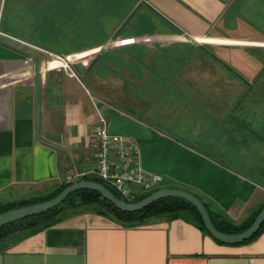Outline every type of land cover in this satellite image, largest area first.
Returning a JSON list of instances; mask_svg holds the SVG:
<instances>
[{
    "label": "crops",
    "instance_id": "0c3cea01",
    "mask_svg": "<svg viewBox=\"0 0 264 264\" xmlns=\"http://www.w3.org/2000/svg\"><path fill=\"white\" fill-rule=\"evenodd\" d=\"M81 11L110 28L102 42L63 55L39 45L40 28L72 26ZM133 17L145 27L125 35ZM18 48L44 62L39 134L61 149L38 138L35 60ZM102 117L125 139L127 168L235 223L253 219L264 206V0H0V203L91 175ZM0 264H264V232L222 244L190 212L129 225L85 209L10 235Z\"/></svg>",
    "mask_w": 264,
    "mask_h": 264
},
{
    "label": "trees",
    "instance_id": "16d2710c",
    "mask_svg": "<svg viewBox=\"0 0 264 264\" xmlns=\"http://www.w3.org/2000/svg\"><path fill=\"white\" fill-rule=\"evenodd\" d=\"M218 61L226 67L231 72L238 75V73L227 63L222 61L218 58ZM244 81L248 82L244 77L239 75ZM79 180H92L96 182H100L104 184L106 187H108L117 197H119L122 200H125L127 202H138L153 192L159 190V188L150 191L141 193L134 199L128 200L121 196L120 193H118L113 186H111L106 181L102 180L101 178L93 175H84ZM73 181L65 182L61 185H58L54 191L51 193L44 195V196H36L31 198H26L22 200H16V201H9V202H3L0 203V214L3 212H6L11 209L37 204L40 202H44L47 200H50L57 196L63 189L71 185ZM197 195V194H196ZM199 196V195H197ZM200 197V196H199ZM201 198V197H200ZM202 199V198H201ZM203 200V199H202ZM205 205L207 206L209 213L211 215L212 221L216 228H218L220 231L225 233H240L244 230H246L255 220L258 214L256 216L249 220L245 221L243 223H235L231 218H229L225 213L218 211L214 212L210 209L209 203L205 202ZM95 206L96 209L101 211H106L110 214H112L115 218L129 224V225H141L146 222H148L150 219L154 217H159L162 215H167L171 218H178L181 213L183 212H190L198 226L204 230L206 233L210 234L208 230L206 229V226L203 222L201 214L198 212L195 205L188 200L180 197H165L156 200L152 204H150L148 207L137 211V212H125L118 207H116L115 204H113L111 201L107 200L103 195H101L99 192L92 190V189H79L77 191L72 192L63 202H61L58 206L51 208L50 210L41 213L36 216L20 219L8 224H5L0 227V244L8 238L10 235L19 232L24 229H30L33 227H43V226H50L54 225L58 222V220L63 216L71 217L73 215H76L82 211L85 207ZM263 208V207H262ZM261 208V209H262ZM260 209V210H261ZM264 232V223L262 226L258 229V231L250 237L248 240L242 242L247 243L250 241L255 240L258 238L262 233ZM211 235V234H210ZM212 236V235H211ZM213 237V236H212ZM215 239V238H214ZM217 242L222 244H227L225 242L219 241L215 239ZM241 244V243H239Z\"/></svg>",
    "mask_w": 264,
    "mask_h": 264
},
{
    "label": "water",
    "instance_id": "95a60500",
    "mask_svg": "<svg viewBox=\"0 0 264 264\" xmlns=\"http://www.w3.org/2000/svg\"><path fill=\"white\" fill-rule=\"evenodd\" d=\"M18 49L32 56L35 60L36 87L38 91L37 110H36V131L38 134V138L39 140L48 144L49 146H52L56 149H61V147L58 146L57 144L43 140L39 134L40 123H41V102H40L39 93L41 92V88H42L41 83H42V72H43L44 62L39 54L23 49V48H18ZM79 189L95 190L99 192L101 195H103L107 200L115 204L116 207H118L119 209L125 212L140 211L148 207L150 204H152L156 200L165 198V197L184 198L195 205L198 212L202 216L203 222L208 232L215 239L225 242L227 244H238V243L248 240L258 231V229L264 223V206H263V208L260 210V212L258 213L253 223L246 230L240 233H232V234L225 233V232L220 231L218 228H216V226L214 225L212 221L209 210L207 206L205 205V203L203 202V200L191 191L180 189V188L165 187V188H161L153 192L152 194H150L149 196H147L146 198L138 202H127L117 197L115 193H113L108 187H106L104 184L100 182H96L92 180L75 179L71 185L63 189L57 196H55L54 198L50 200L40 202L37 204H32V205H27V206L11 209V210L1 213L0 214V227L5 224L20 220V219H24V218H28V217H32V216H36L41 213H44L50 210L51 208L58 206L72 192L77 191Z\"/></svg>",
    "mask_w": 264,
    "mask_h": 264
},
{
    "label": "built area",
    "instance_id": "2783aa9c",
    "mask_svg": "<svg viewBox=\"0 0 264 264\" xmlns=\"http://www.w3.org/2000/svg\"><path fill=\"white\" fill-rule=\"evenodd\" d=\"M65 63L69 67V62ZM72 73L75 75L74 71ZM96 133L98 137L97 161L96 168L91 175L109 183L123 198L128 200L134 199L141 193L153 191L163 184L164 177L161 174H148L139 169L126 167L128 147L125 145V139L110 131L105 118L99 119ZM112 153H115L118 161L111 158Z\"/></svg>",
    "mask_w": 264,
    "mask_h": 264
},
{
    "label": "rangeland",
    "instance_id": "374dc122",
    "mask_svg": "<svg viewBox=\"0 0 264 264\" xmlns=\"http://www.w3.org/2000/svg\"><path fill=\"white\" fill-rule=\"evenodd\" d=\"M91 11H81L83 15L80 19L73 21L72 26L62 27H42L40 28V36L38 39L39 45L46 47L47 49L58 53L60 55L65 54L68 51L78 50L86 48L97 43L102 42L109 34L110 28H108L103 21H99L97 15L99 12L93 11L92 16L89 15ZM136 17V16H135ZM135 17L127 23V25L120 31L127 35L130 32H137L144 29L145 26H139L135 24ZM95 18V19H91ZM90 20L91 23H88ZM50 57V56H49ZM65 57V56H64ZM61 56V58H64ZM56 58V56L49 59ZM70 64V62H69ZM260 178L264 179V172L260 173ZM170 185L164 183L159 189ZM95 206L85 207V209H95Z\"/></svg>",
    "mask_w": 264,
    "mask_h": 264
}]
</instances>
